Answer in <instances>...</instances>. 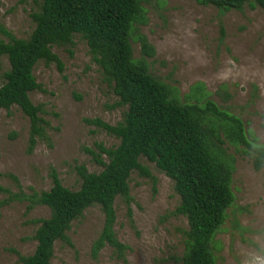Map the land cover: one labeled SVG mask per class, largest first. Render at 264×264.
<instances>
[{
	"label": "rangeland",
	"instance_id": "374dc122",
	"mask_svg": "<svg viewBox=\"0 0 264 264\" xmlns=\"http://www.w3.org/2000/svg\"><path fill=\"white\" fill-rule=\"evenodd\" d=\"M133 24V58H144L148 70L166 84L179 103H215L222 111L239 118L248 141L264 144V9L246 4L242 10L221 11L197 0H151L143 2ZM38 10L32 0H0V25L16 38H28L34 29L31 13ZM224 30V35L221 33ZM140 36L154 48L151 57L142 54ZM52 51L64 64L40 61L34 75L42 90L30 94L34 104L43 105L49 122L50 141L37 139L28 152L30 120L17 106L0 110V186L18 191L14 175L27 190L48 191L55 169L62 184L78 190V166L98 173L102 167L85 151L96 143L113 148L119 140L89 125L100 118L115 125L123 121L127 107H113L118 97L93 60L87 41L75 34L71 44ZM9 69L0 57V82ZM222 148L233 165L231 188L234 204L213 240L217 264H264V169L256 171L244 146L222 137ZM108 161L107 156H103ZM155 181L135 171L129 186L132 221L125 201H115L114 231L129 249L124 261L105 245L95 256L93 244L99 237L104 214L99 206L88 208L68 232L73 246L57 242L51 264H180L186 248L188 222L173 215L180 203L174 181L146 158ZM6 195L0 192V200ZM50 210L38 205L13 202L0 211V264H18V255H31L37 242L33 220L47 218Z\"/></svg>",
	"mask_w": 264,
	"mask_h": 264
},
{
	"label": "trees",
	"instance_id": "16d2710c",
	"mask_svg": "<svg viewBox=\"0 0 264 264\" xmlns=\"http://www.w3.org/2000/svg\"><path fill=\"white\" fill-rule=\"evenodd\" d=\"M38 10L31 13L34 29L28 38H16L0 25V57H6L9 69L0 82V110L17 106L30 120L28 152L37 139L50 141L49 122L43 105L33 103L30 94L42 90L34 75L38 62L55 63L60 71L64 64L52 51L67 46L75 34L86 41L93 60L102 68L105 80L113 85L118 102L125 106L123 121L111 125L100 118L87 119L93 125L119 140L113 148L96 143L86 148L93 161L102 167L98 173L85 166L76 168L81 179L78 190L65 187L55 169L51 171L52 187L38 192L25 190L14 175H8L18 191L0 186L6 197L0 200V211L13 202L27 203L28 211L47 206V218L33 220L37 225L33 239L37 242L31 255H18V264H51L57 242L73 246L68 232L84 212L99 206L104 214L102 231L93 244V254L105 245L113 247L124 261L129 249L114 231L115 201L121 197L132 221L130 178L137 171L155 181L146 158L174 181L180 203L173 215L188 222L186 248L180 264H217L213 240L234 204L231 188L233 165L222 148L225 136L230 144L244 146L256 171L264 169V144L248 141L243 122L222 111L212 101L204 105L183 104L171 96L170 88L149 73L144 58L134 59L131 44L133 24L139 18L143 2L151 0H32ZM221 11L242 10L246 4L264 9V0H197ZM224 35V30L221 28ZM142 54L154 55V48L140 36ZM107 156L105 161L103 156Z\"/></svg>",
	"mask_w": 264,
	"mask_h": 264
}]
</instances>
